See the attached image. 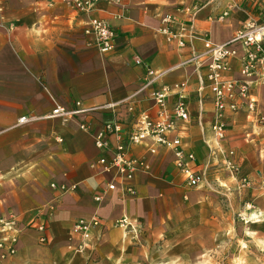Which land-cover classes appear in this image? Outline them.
Segmentation results:
<instances>
[{"label": "crops", "instance_id": "0c3cea01", "mask_svg": "<svg viewBox=\"0 0 264 264\" xmlns=\"http://www.w3.org/2000/svg\"><path fill=\"white\" fill-rule=\"evenodd\" d=\"M193 4L201 5L194 19L195 30L208 33L215 43L230 39L246 22L264 24V0H124L123 7L99 0L89 15L64 5L47 6L46 0H0V25L4 27L0 32V219L15 216L22 228L15 254L30 239H37V223H44L47 241L55 243L63 238L68 244L73 223L93 213L106 226L101 236L93 235L89 249L98 239L97 251L105 246L128 249L122 231L110 227L112 220L126 216L150 226L153 215L161 210L168 213L166 208L174 205L175 196L185 195L172 152L160 146L150 155L145 144H140L131 146L130 151L146 158L151 170L136 175L135 194L121 200L120 190H116L99 203L93 200L110 175L93 167L99 153L90 135L78 128L79 121L89 120L95 129L117 119L129 129L139 112L154 114L149 94L162 85L188 80L183 95L191 120L177 121L170 137L178 136L185 150L194 154L204 186L215 184L221 172L228 180L226 185L237 192L257 191L258 184L264 182V128L242 111L230 117L222 144L234 150L239 170L233 177L223 156L206 144L212 137V104L208 89L199 91L193 66L181 65L190 47L179 49L156 33L165 13L183 19L177 9ZM223 11L227 16L216 20ZM116 13L122 17H115ZM90 15L107 20L113 27V51L100 54L85 45L81 25ZM10 23L14 24L12 29L8 28ZM194 47L201 50L202 43L194 41ZM135 57L143 64L135 65ZM144 65L167 72L143 89ZM230 66L227 76L240 78L238 60L231 59ZM251 93L259 110L264 111V84H252ZM50 96L65 107L73 106L74 101L85 106L125 102L114 113L102 110L63 123L58 118H45L54 107ZM177 99L175 94L168 97L169 108ZM22 116L36 119L19 124ZM242 177H248L253 188L241 190ZM52 183L70 190L61 192L52 188ZM261 196H257L260 206Z\"/></svg>", "mask_w": 264, "mask_h": 264}, {"label": "built area", "instance_id": "2783aa9c", "mask_svg": "<svg viewBox=\"0 0 264 264\" xmlns=\"http://www.w3.org/2000/svg\"><path fill=\"white\" fill-rule=\"evenodd\" d=\"M99 0H46L47 6L64 5L78 13L89 15ZM108 3L123 7L124 0H105ZM201 5L193 4L182 6L177 9L185 18L180 19L171 13H165L161 17V26L156 33L162 35L167 43H174L179 49L190 47L189 54L181 62V65L193 66L200 86L199 91L207 88L210 93L212 104V116L210 130L211 140L206 142L212 152H218L224 158V166L234 175L238 172V165L234 160V150L226 149L222 141L225 138L229 119L233 114L244 112L246 116L254 119L257 125L264 128V111H260L256 99L251 93V85L264 84V24H256L253 21L246 22L237 29L233 36L225 42L215 43L211 41L208 33H199L195 30L194 19ZM228 12L223 11L216 20H223ZM122 17L121 14H114ZM10 23L8 28H13ZM84 43L88 48L96 50L100 54H106L115 48V31L107 20L89 16L81 25ZM194 41L202 43V49L194 47ZM231 59H237L239 64L240 78H230ZM134 64L142 65L139 57L134 58ZM145 75L143 89L151 87L156 81L164 76L167 70H155L144 65ZM201 70H204L201 74ZM188 85L184 79L172 85H162L160 88L150 92L149 98L154 107V114L146 111L139 112L133 125L124 129L121 122L114 119L101 123L97 128L92 127L89 120H81L78 128L92 138L93 144L99 155L93 163V167L99 169L98 173H107L109 180L104 187L95 195L93 200L97 203L111 192L120 190L121 200L132 197L135 194L133 185L134 178L139 173H149L151 165L146 158L134 156L130 147L145 144L150 155L157 152L158 147H166L173 154V165L182 177L184 189L199 188L204 183L203 174L198 170L196 158L192 152L186 151L178 136L170 137L171 131L175 129L177 121L187 123L191 120L188 103L183 95V90ZM177 95L178 99L169 108L168 97ZM54 107L45 118H58L63 123L74 119L78 115H90L92 113L108 110L112 113L122 104L119 102H107L99 105L85 106L81 101H74L73 106L65 107L56 102L50 96ZM201 105L202 97H199ZM131 109V108H130ZM36 119L34 116H22L18 123H26ZM125 140V141H124ZM61 142V138L57 139ZM241 188H253V183L248 177H242L239 182ZM59 188L61 192H67L69 187L64 185ZM264 194V182L256 188ZM112 225L119 228L128 226L134 231L135 223L121 216L112 221ZM105 223L100 217L93 213L87 218L77 219L71 228L72 240L69 248L75 253H83L90 248V241L94 236L104 233ZM38 241L46 243L44 223L36 224ZM22 232L16 222L15 216L0 219V258L5 259L16 252L19 235ZM94 235V236H93Z\"/></svg>", "mask_w": 264, "mask_h": 264}, {"label": "rangeland", "instance_id": "374dc122", "mask_svg": "<svg viewBox=\"0 0 264 264\" xmlns=\"http://www.w3.org/2000/svg\"><path fill=\"white\" fill-rule=\"evenodd\" d=\"M217 180L211 187L183 188L185 195L175 196L168 213L153 215L150 226L131 220L133 231L112 225V220L110 227L122 231L128 249L105 246L97 251L98 239L92 249L75 253L63 238L55 243L30 239L0 264H264V194L233 191L222 172Z\"/></svg>", "mask_w": 264, "mask_h": 264}]
</instances>
